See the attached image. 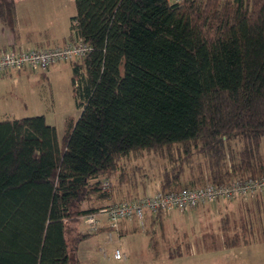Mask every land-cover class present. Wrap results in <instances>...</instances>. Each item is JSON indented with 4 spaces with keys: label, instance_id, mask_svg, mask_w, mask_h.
Instances as JSON below:
<instances>
[{
    "label": "trees",
    "instance_id": "1",
    "mask_svg": "<svg viewBox=\"0 0 264 264\" xmlns=\"http://www.w3.org/2000/svg\"><path fill=\"white\" fill-rule=\"evenodd\" d=\"M74 5V40L91 47L70 61L78 118L60 143L43 114L0 120V264H80L78 245L96 231L77 225L117 202L104 179L133 185L122 163L132 154L165 157L161 191L264 175V0ZM0 22L15 30L14 0H0ZM246 215L206 248L248 243ZM165 216L148 214L146 232Z\"/></svg>",
    "mask_w": 264,
    "mask_h": 264
},
{
    "label": "rangeland",
    "instance_id": "2",
    "mask_svg": "<svg viewBox=\"0 0 264 264\" xmlns=\"http://www.w3.org/2000/svg\"><path fill=\"white\" fill-rule=\"evenodd\" d=\"M15 2L21 26L27 31L35 30L38 23L44 22L47 19L45 17L52 15V10L46 12V9L56 5L55 0ZM60 6H65L67 11L71 4L62 2ZM36 34L38 33L34 32V35ZM6 36L0 32V40ZM55 67L54 72L50 74H41L40 69H10L0 74V120L6 116L20 118L43 114L47 123L55 126L60 143L66 119L76 120L81 109L76 106L73 98L70 63L57 64ZM122 163L134 183L132 185L127 182L118 186L117 176L111 177L110 183L113 186L110 187V192H113L114 201L128 200L126 193L130 194L131 198H140L157 191L161 173L167 162L165 157L158 153L141 151L124 158ZM263 203L264 195L249 200H220L182 212L172 210L162 219V223L155 225L156 232L153 234L156 236V242L153 245L150 239L152 233L146 232L149 227L146 221L138 231L122 236H117L114 231L112 240H108L101 232L94 233L79 244L77 257L80 264H264ZM248 209L251 210L248 211L250 214ZM243 214L249 215L253 223L252 232L247 237L248 243L244 244L242 241L236 249H222L213 253L197 252L195 255L183 254L176 257L167 255V245L177 241L182 245L187 242L190 247L196 249L209 246L213 241L219 243L217 236L220 234L222 223L228 221L230 233H233L234 226L241 224L240 216ZM83 222L77 225L80 231L87 229ZM184 232L187 235H182ZM211 233L215 235L214 238L209 236ZM116 247L125 254V259L114 257Z\"/></svg>",
    "mask_w": 264,
    "mask_h": 264
},
{
    "label": "built area",
    "instance_id": "3",
    "mask_svg": "<svg viewBox=\"0 0 264 264\" xmlns=\"http://www.w3.org/2000/svg\"><path fill=\"white\" fill-rule=\"evenodd\" d=\"M90 49V45L81 39L44 48L15 49L9 47L0 52V73L10 69L44 71L54 63L70 62L81 58ZM102 186L106 192H109L111 187L109 179H104ZM262 195H264V175L233 179L227 183H206L198 187H184L179 190H157L140 198L113 202L100 212L85 215L84 220L88 231L93 232L100 227L99 217L104 216L107 220V237L111 239L112 233L124 220H135L139 226L143 227L150 213L163 212L167 215L172 210L182 212L220 200H247ZM114 257L125 259L126 256L119 248H116Z\"/></svg>",
    "mask_w": 264,
    "mask_h": 264
},
{
    "label": "crops",
    "instance_id": "4",
    "mask_svg": "<svg viewBox=\"0 0 264 264\" xmlns=\"http://www.w3.org/2000/svg\"><path fill=\"white\" fill-rule=\"evenodd\" d=\"M14 2H15V0H14ZM62 2L70 3L71 7L67 11H65V6H63V7L60 6V4ZM55 3H56L55 6H52L49 9H46V12H49L50 10H52V15L50 14L47 17H45V18H47V19H45V21L42 20L46 23H44V22L38 23L36 25V27L34 28L35 30L27 31L25 28H23L21 26L20 16H19V13L17 11V6H16V2H15V8H16V27H15V30L14 31L10 30L2 22H0V32H3L7 35L6 37H4V39L2 38V40H0V52L4 51L5 49H7L9 47H12L15 49L44 48V47L63 45L65 43L73 41L76 37H75V34L73 32H71V30H70V17L75 14L74 0H55ZM56 21H58V22H56ZM34 32L35 33L37 32L38 34L34 35ZM61 63H67V62H59L57 64H61ZM57 64L56 63L52 64L46 70L41 71V74H46V73L50 74V73L54 72V70L56 68L55 65H57ZM70 65H71V63H70ZM71 69H72V65H71ZM0 74H2V73H0ZM10 115H12V114L10 113ZM5 118H10V116H6ZM114 176H117V175H114ZM110 194H111V196H110L111 197L110 202H111L114 200V195H113V192H110ZM128 195L129 194L126 193V196H128ZM152 218L153 217L147 218V224L148 225H149ZM99 220H100V223H99L100 224V227H99L100 230L99 231L97 230L94 233L101 232V233L105 234V236L108 240H112L113 238L109 239L107 237L108 227H107L106 218L104 216H101V217H99ZM81 221L83 222L84 219L81 218ZM81 221L78 224H80ZM162 222H163V220H162ZM83 223H84V225H86L85 221ZM155 225H154V227H155ZM135 226H136L135 221L124 220L120 223V225H119L118 229L115 231V233L117 236L125 235L126 233L131 232ZM86 228L88 230L87 225H86ZM154 231L156 232V230L152 229V232H151L152 235H154L153 234ZM184 234L187 235L185 232L182 235H184ZM177 242L179 243L180 248H181L180 254H178L177 256H181L183 254L195 255L197 252L213 253V252H216L218 250L229 249V247H225V246H219L217 248H206V246L205 247L203 246V248L196 249V248H193L192 246L190 247L189 245H188L187 249H185L184 244L182 245L179 241H177ZM78 248H79V245H78ZM231 248L236 249V248H238V246L231 247ZM263 250L264 249L262 248V251ZM77 251H78V249H77Z\"/></svg>",
    "mask_w": 264,
    "mask_h": 264
}]
</instances>
